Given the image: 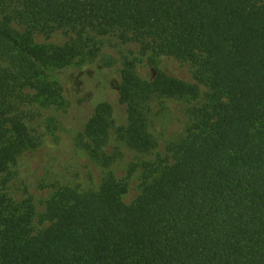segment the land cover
Returning <instances> with one entry per match:
<instances>
[{
	"label": "trees",
	"instance_id": "16d2710c",
	"mask_svg": "<svg viewBox=\"0 0 264 264\" xmlns=\"http://www.w3.org/2000/svg\"><path fill=\"white\" fill-rule=\"evenodd\" d=\"M57 29L118 33L189 60L208 93L172 161L146 167L134 201L112 180L96 192L59 188L35 231L32 200L16 202L1 185L29 142L27 92L61 101L49 72L75 49L35 40ZM152 68L120 70L119 109L94 104L86 143L113 129L130 147L151 146L152 99L193 93ZM0 264H264V0H0Z\"/></svg>",
	"mask_w": 264,
	"mask_h": 264
},
{
	"label": "rangeland",
	"instance_id": "374dc122",
	"mask_svg": "<svg viewBox=\"0 0 264 264\" xmlns=\"http://www.w3.org/2000/svg\"><path fill=\"white\" fill-rule=\"evenodd\" d=\"M35 40L75 49L69 63L49 72L60 86V102L43 104L35 100L32 91L27 92L23 116L29 142L10 165L1 185V191L16 202L32 200L36 231L47 225L43 218L46 205L59 188L96 192L105 181L112 180L124 186V202L134 201L142 192L149 167L152 170L157 164L172 161L176 145L192 124V111L205 102L208 87L200 81L193 62L153 55L136 40H123L118 33L78 34L57 29L37 35ZM154 65L184 81L193 93L152 99L147 126L151 146L130 147L113 129L95 139V145L86 143L84 129L94 104L108 100L119 109L116 89L120 70L127 67L136 77H144Z\"/></svg>",
	"mask_w": 264,
	"mask_h": 264
}]
</instances>
